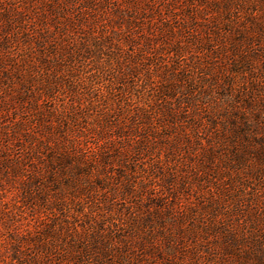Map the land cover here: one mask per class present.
<instances>
[{
	"label": "rangeland",
	"instance_id": "374dc122",
	"mask_svg": "<svg viewBox=\"0 0 264 264\" xmlns=\"http://www.w3.org/2000/svg\"><path fill=\"white\" fill-rule=\"evenodd\" d=\"M0 264H264V0H0Z\"/></svg>",
	"mask_w": 264,
	"mask_h": 264
}]
</instances>
